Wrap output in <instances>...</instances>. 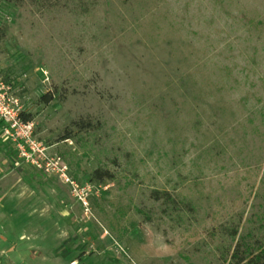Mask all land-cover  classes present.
Masks as SVG:
<instances>
[{
  "label": "rangeland",
  "instance_id": "374dc122",
  "mask_svg": "<svg viewBox=\"0 0 264 264\" xmlns=\"http://www.w3.org/2000/svg\"><path fill=\"white\" fill-rule=\"evenodd\" d=\"M94 3L0 4V79L91 188L17 166L0 128V264H225L232 228L264 244V0ZM79 120L98 130L61 141Z\"/></svg>",
  "mask_w": 264,
  "mask_h": 264
},
{
  "label": "built area",
  "instance_id": "2783aa9c",
  "mask_svg": "<svg viewBox=\"0 0 264 264\" xmlns=\"http://www.w3.org/2000/svg\"><path fill=\"white\" fill-rule=\"evenodd\" d=\"M0 128L3 140L15 146L16 165H28L39 172L59 179L71 187L73 195L86 203L90 187H80L70 175V168L61 156L51 155L36 138L33 121L23 119L22 107L13 94V85L0 79Z\"/></svg>",
  "mask_w": 264,
  "mask_h": 264
},
{
  "label": "trees",
  "instance_id": "16d2710c",
  "mask_svg": "<svg viewBox=\"0 0 264 264\" xmlns=\"http://www.w3.org/2000/svg\"><path fill=\"white\" fill-rule=\"evenodd\" d=\"M72 0H0V4L11 5L14 7L31 6L38 10H51L62 6V2L67 3ZM98 5V0H93ZM82 2V1H80ZM8 37V29L0 27V43L4 42ZM55 99L53 93L44 95L41 101L50 103ZM25 121H31L29 115L23 114ZM74 129H71L61 141L75 140L77 144L82 142L88 134L98 130L97 123L87 120H79L72 123ZM19 168V167H18ZM114 174L107 168H97L89 175V181L101 185H106L114 181ZM151 198L155 202H164L163 205L171 206L173 211H184L189 205H182L168 191L154 190L151 193ZM229 230V229H228ZM235 243L231 246L230 251L224 255L223 262L225 264H264V244L259 239H254L250 233L239 235L238 228H232L230 231L224 232Z\"/></svg>",
  "mask_w": 264,
  "mask_h": 264
},
{
  "label": "crops",
  "instance_id": "0c3cea01",
  "mask_svg": "<svg viewBox=\"0 0 264 264\" xmlns=\"http://www.w3.org/2000/svg\"><path fill=\"white\" fill-rule=\"evenodd\" d=\"M1 142H2V140H1ZM8 156H9V158H10V157H11V153H9ZM11 159H12L13 161H15V160H14V156H12ZM17 171H19V172H21V173L23 172L22 169H17Z\"/></svg>",
  "mask_w": 264,
  "mask_h": 264
}]
</instances>
